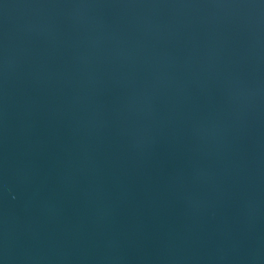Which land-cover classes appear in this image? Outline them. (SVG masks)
I'll list each match as a JSON object with an SVG mask.
<instances>
[{"label": "water", "instance_id": "water-1", "mask_svg": "<svg viewBox=\"0 0 264 264\" xmlns=\"http://www.w3.org/2000/svg\"><path fill=\"white\" fill-rule=\"evenodd\" d=\"M0 264H264V0H0Z\"/></svg>", "mask_w": 264, "mask_h": 264}]
</instances>
